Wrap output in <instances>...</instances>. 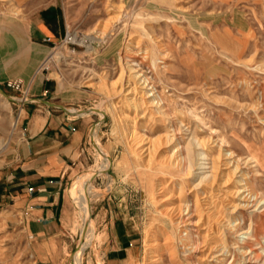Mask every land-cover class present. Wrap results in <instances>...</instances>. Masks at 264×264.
<instances>
[{
    "label": "rangeland",
    "instance_id": "374dc122",
    "mask_svg": "<svg viewBox=\"0 0 264 264\" xmlns=\"http://www.w3.org/2000/svg\"><path fill=\"white\" fill-rule=\"evenodd\" d=\"M0 3L13 14L21 13L11 0ZM42 3L56 4L63 15L65 31L72 32V42L59 40L64 33L56 39L36 72L56 82L55 91L47 99L57 103L60 98H75L78 105L69 107L78 114L93 106L103 107L106 113L102 117L93 110L85 116L90 126H95L96 142L111 162L106 173L88 178L102 164L89 126L75 165L61 180L64 205L58 225L57 264H73L72 254L86 242L78 207L87 196L92 220L87 223L92 236L82 249L80 264H107L106 227L117 215L135 227L139 264H147L148 240L153 236L162 243L156 250L157 264H264V0ZM97 28L108 36L91 40L90 48L75 39ZM126 46L132 49L130 53ZM58 51L62 55L52 57ZM131 59L129 64L150 81L153 90L149 93L160 97L170 118L146 101L154 96H144L146 89L132 79L133 91L128 94L117 92L118 83L112 85L123 70V62ZM15 88L14 83L0 84V90L13 98L4 100L0 96V167L8 158L4 152L11 148L26 119L21 104L28 96ZM131 99L138 101V108ZM168 119L180 143L184 146L194 136L203 143L198 150L204 155L197 157L187 175H170L158 165L145 174L140 157H135L132 146L124 139L123 124L147 139H162L173 132ZM222 159L230 164H222ZM199 163H204L205 169H199ZM235 164L238 167L231 172ZM203 171L209 177L217 175L210 194L203 191L208 183L196 186L198 173ZM76 174L84 181L75 186L78 206L66 195ZM160 182L164 184L162 189ZM180 185L183 193L177 197ZM239 188L245 194L254 193L260 204H248L231 214L227 209L239 202L234 194ZM164 189L175 195L171 201L180 199L193 210L180 225L160 209ZM196 192L201 193L202 204L212 197L215 217L201 204L195 207ZM228 217L233 228H239L235 234L226 229L227 240L221 245L223 233L218 228ZM190 237L196 249L189 253L185 239ZM33 246L19 211L0 196V264H30Z\"/></svg>",
    "mask_w": 264,
    "mask_h": 264
},
{
    "label": "crops",
    "instance_id": "0c3cea01",
    "mask_svg": "<svg viewBox=\"0 0 264 264\" xmlns=\"http://www.w3.org/2000/svg\"><path fill=\"white\" fill-rule=\"evenodd\" d=\"M11 1L21 13L13 14L0 3V84L14 83L23 96L35 100L21 104L26 119L11 148L4 152L8 158L0 167V196L24 219L34 242L30 264H57L58 225L64 205L61 180L75 165L91 122L85 114L75 115L39 100L55 91L56 82L36 72L47 50L66 29L60 9L53 3L43 4L45 0ZM76 100L60 98L54 103L75 107ZM79 174L70 188L73 199L75 186L83 181ZM118 216H112L106 227L105 262L139 264L135 227Z\"/></svg>",
    "mask_w": 264,
    "mask_h": 264
},
{
    "label": "bare ground",
    "instance_id": "6f19581e",
    "mask_svg": "<svg viewBox=\"0 0 264 264\" xmlns=\"http://www.w3.org/2000/svg\"><path fill=\"white\" fill-rule=\"evenodd\" d=\"M3 1H6V0H3ZM104 36H108V34H106L104 31H100L97 28L96 30H94V32L91 33V31H90L89 33H87V35H84L82 37L75 38V39H77L79 42L84 44L86 46V48L88 49L91 47V45H90L91 40H93V39L102 40L104 38ZM124 48H126L129 53L132 51V49H130L129 46H126ZM60 55H62V54L60 53V51H58L55 54H53L52 57L59 58ZM62 58H64V57H62ZM129 62L131 63V62H133V60L131 59L129 61L123 62V65H124L123 70H120L122 72H120V75L114 80L115 82L112 84V85H116V83H118L117 84V92L118 93L126 92V94L131 93L133 91V87H131L130 79H132L133 81H135L136 84L138 83V84L142 85V87L144 89H146L143 92L144 96L145 95H146V97H153L154 96L153 99H149V100L145 99V100L148 101V103L150 105L156 106L157 109L160 110V112H163L166 116L169 117V114H167L164 111L163 106L160 104L161 103L160 97L157 94H154V92L149 93V91L153 90L152 86H150V81L144 76L143 73H141L139 70L135 69L132 65H130ZM137 93H138V91H137ZM0 96L3 97L4 100L8 99V96H6L2 91H0ZM9 97L12 98V96H9ZM127 99H129V98H127ZM137 99H139V98H137ZM17 100H20V99H17ZM134 100H136V99H131V104L136 107V104L138 103V101L136 103ZM113 106H115V105H113ZM136 108H138V107H136ZM147 108H149V107H147ZM65 109H69L70 111L74 110V108H70V107H65ZM91 110H93L97 114H99L100 117H102V115L106 113V110L103 107L93 106V107L89 108V111H91ZM88 112L87 111H81L79 113L84 115V114H87ZM73 113L75 115H81V114H78L76 112H73ZM121 113H122V111H121ZM142 113H143V111H142ZM168 120L171 121V119H168ZM170 123H171L170 126L172 127L173 126L172 121ZM128 126L126 124H123L124 139H125L127 144L132 146L133 153H134L135 157H137V158L140 157V159L142 161L140 164L142 165L141 167H143L145 174L151 172L153 169H155V166L158 165L160 170H163L164 172H166L170 175H181V174L187 175L188 173H190L191 168L196 165L197 157L204 155V153H203L204 151L198 150V147H200V146L203 147V143H201V141L196 139L194 136H190V138L186 141L185 145L183 146V144H181L179 139L177 138V135L175 133V131H176L175 127L174 128L172 127L173 132L167 133L166 136H164L162 139H160V138L159 139H147L144 136V134L140 133L139 131L134 132L133 129H130ZM171 127H169V128H171ZM94 128H95L94 125L90 128V130H91L90 134H91L92 139L94 140L93 145L95 146V152H96L98 158L100 159V162H102V164L94 173H92L90 175V177H88L89 179H91L96 174L106 173L108 166L111 165V162L109 161L108 154L104 150H102L100 148V146L98 145V142H96V136L97 135L96 136L94 135ZM161 145H164L168 149L167 150L162 149ZM225 151H227V150H225ZM161 152H163L162 155H161ZM224 155H226V154L224 153ZM157 157H160V158H157ZM227 157H228V159L230 158L229 156H227ZM227 157H225V158L223 157V158L226 159ZM203 164L199 163V169L203 170V168H204ZM222 164L228 165V164H230V161L223 160ZM232 167L233 168L231 169V172H235L238 165L235 164ZM101 169H102V171L100 172ZM77 175L78 174H76L74 177L71 178L72 183L66 189V194L68 195L69 199L76 204V206H78V204H79L77 202L78 190L75 189V192L73 194L74 195V199H73L72 195H70V188H71V185L73 184V182L75 181V177ZM198 176H199V182L197 181L198 183L196 184V186L200 187L201 186L200 183H204V182H206V184L208 183L209 186L208 187L204 186L203 191H204V193L206 192V193L210 194V192H212V190H213L212 186L214 184V181L216 180L217 175L214 174V175H212V177H209L208 175L205 174V171H203V172L198 173ZM83 182L84 181L80 182L79 184L81 185ZM239 182H241V181H239ZM236 183H238V181ZM159 187L161 189L164 188V184L162 182H160ZM208 188H210V190H208ZM235 190L236 191H234V194L235 195L237 194L236 197L239 200V202H236V204H234V203L231 204L230 205L231 208L227 209L228 210L227 212H230L231 214H233V213L235 214L239 211L240 207H245L248 204H252V203H253V205L256 204V206H258L260 204V201L259 202L257 201V196L254 193L248 192L247 194H245V190L241 191L240 188L235 189ZM162 191L165 193L163 194V197L161 199L162 200L161 204H160L161 211L165 215L169 216V218H171L170 220H174V223L180 225L181 223L184 222L185 215H187L190 211H193L192 208H190L187 203H180L181 202L180 199L179 200L176 199L178 201H171V199L175 195L170 193V191L168 189H164ZM92 192H94V191H92ZM178 192H179V194L177 195V197H180L183 193V186L182 185H180L178 187ZM199 194L201 195V193H199V192L195 193V200H194L195 207L197 205L201 204L200 206L202 208L206 209L207 210L206 212L209 213V215H212L215 217L217 215V213L215 212V209H214L215 206L212 202V199H211L212 197L209 196L206 199V202L204 204H202V203H200ZM89 199H90V197H88V196L84 197L82 199L80 206L78 207L80 210V213H81L82 227H83V231H84V234H82V236L86 238V242L84 244H81L79 251L76 250L72 254L73 264H76L77 259H78L77 264H80L82 249L84 246H86L85 244L87 243V240L90 239V236H92L91 231H90V227L87 223L88 219L92 223V220L89 218V212L90 211L87 207V202ZM181 200H182V198H181ZM241 202H243V203H241ZM260 206L262 207V205H260ZM261 216H264V210H262ZM238 228L239 227H237V229L235 227L233 228L231 221L229 220V217L226 220H224L223 222H221L220 226L218 228V231L221 232V230H222V233H223L221 238L224 240H222L221 245L225 240H227L226 238H227L228 232H226V229H228V231H231L232 233L235 234V233H237ZM185 240H187V243L185 244L187 247V250L189 251V253L191 251L193 252V250L196 249V242L191 237L187 238ZM160 244H162V243H161V241L158 240V238L156 236L149 238V240H148L149 252H148L147 264H157L158 263V253L156 252V250ZM170 248L172 249V247H170ZM77 249H78V247H77ZM77 254H78V256H77Z\"/></svg>",
    "mask_w": 264,
    "mask_h": 264
},
{
    "label": "water",
    "instance_id": "95a60500",
    "mask_svg": "<svg viewBox=\"0 0 264 264\" xmlns=\"http://www.w3.org/2000/svg\"><path fill=\"white\" fill-rule=\"evenodd\" d=\"M1 91V90H0ZM10 97H8V99H9ZM37 99V98H36ZM25 100H35V98H32V97H26V99ZM40 101H43L44 103H46L47 105H50V106H55V107H60L61 109H63V110H65V111H67V109H65V106H63L62 104H56V103H54V102H51V101H49V100H47V99H45V98H41V99H39ZM69 112V111H68Z\"/></svg>",
    "mask_w": 264,
    "mask_h": 264
},
{
    "label": "built area",
    "instance_id": "2783aa9c",
    "mask_svg": "<svg viewBox=\"0 0 264 264\" xmlns=\"http://www.w3.org/2000/svg\"><path fill=\"white\" fill-rule=\"evenodd\" d=\"M72 33V32H71ZM70 32L68 31H65L62 38H60L59 40L62 41V42H72V40H69V35L71 34ZM47 40V37L45 38ZM29 190H31V187L28 188Z\"/></svg>",
    "mask_w": 264,
    "mask_h": 264
}]
</instances>
